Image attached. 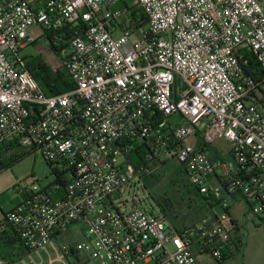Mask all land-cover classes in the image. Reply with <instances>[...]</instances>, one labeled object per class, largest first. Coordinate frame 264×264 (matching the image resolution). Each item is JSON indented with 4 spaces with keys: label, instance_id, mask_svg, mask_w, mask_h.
I'll return each mask as SVG.
<instances>
[{
    "label": "built area",
    "instance_id": "1",
    "mask_svg": "<svg viewBox=\"0 0 264 264\" xmlns=\"http://www.w3.org/2000/svg\"><path fill=\"white\" fill-rule=\"evenodd\" d=\"M121 4L0 0V173L18 147L64 182L59 195L61 183L27 178L5 218L32 252L79 228L84 237L61 246L76 264H220L239 227L234 204L264 222V0ZM34 25L56 46L69 36L47 50L73 89L46 95L28 70ZM137 145L153 168L129 161ZM171 162L213 202L183 228L121 199Z\"/></svg>",
    "mask_w": 264,
    "mask_h": 264
},
{
    "label": "rangeland",
    "instance_id": "2",
    "mask_svg": "<svg viewBox=\"0 0 264 264\" xmlns=\"http://www.w3.org/2000/svg\"><path fill=\"white\" fill-rule=\"evenodd\" d=\"M127 2L130 5L134 4V0H127ZM30 32L40 45L28 46L24 50V54L38 55L42 53L47 59L53 61V55L47 50V45L42 44L47 40L43 30L34 25L30 28ZM22 151V149L15 147L14 150L9 149L6 151L5 155L14 157L15 155H21ZM32 176L46 187L56 179L50 164L43 157L36 154H27L18 161L13 162L11 166L2 169L0 173V222L4 220L5 215L21 203L24 195L22 187L26 186V179ZM144 184L146 188L143 187ZM164 184L163 176L159 177V171H155L140 180V182H133L131 186H128L121 199L127 198L131 201L132 198H136L147 201L146 206H149V192L160 189ZM127 206H132L131 202H128ZM234 212L239 220V228L233 233V252L228 259L220 264H264V222L256 216L245 215L242 203L234 204ZM72 229L65 233H59L58 239L54 240L53 245L48 244L45 250L31 252L18 264H69L68 258L63 256L61 246L74 243L77 239L83 237L81 230Z\"/></svg>",
    "mask_w": 264,
    "mask_h": 264
},
{
    "label": "trees",
    "instance_id": "3",
    "mask_svg": "<svg viewBox=\"0 0 264 264\" xmlns=\"http://www.w3.org/2000/svg\"><path fill=\"white\" fill-rule=\"evenodd\" d=\"M126 5L127 0H122V4L119 6ZM132 15L136 20V26H139L141 20L144 18L142 10L133 7ZM67 32L68 31L65 30V33ZM45 37L47 38L46 45L48 50L54 53L58 48L67 46V39L69 36H64L62 40H60L59 46L54 44V39L49 33L46 32ZM34 43L36 45L39 44L37 40ZM27 68L46 95H57L71 90L75 86L67 71L65 69H56L54 67V61L49 60V58L47 59L42 53L29 56ZM22 152L21 155L8 157L5 168L29 154L25 151ZM141 153H145V148L143 145H137V147L130 152L128 156L129 161L136 167L144 164L153 168L155 165L146 164ZM162 176L165 180V184L160 189L149 192V206H146L147 201H144V203L140 202L141 200L137 202L134 200L133 203H140L144 209H150L152 212L157 211L163 213L177 228L195 224L209 215L213 205L212 198L200 194L199 191L188 182L183 167L179 166L176 162L168 163L159 169V177ZM57 179H55V182L62 184V187L59 189V195H63L64 182L60 180V178ZM143 187L146 188V185L144 184ZM59 195L56 194L54 197L57 198ZM5 216L4 220L0 222V257L6 263L11 264L25 258L32 250L25 244L16 227L12 223L7 222ZM238 228L239 227H237V229ZM73 253L76 259L79 258L80 253L78 251H74ZM228 258L229 257L226 259ZM68 260L69 264H76L75 261L70 259V256Z\"/></svg>",
    "mask_w": 264,
    "mask_h": 264
},
{
    "label": "crops",
    "instance_id": "4",
    "mask_svg": "<svg viewBox=\"0 0 264 264\" xmlns=\"http://www.w3.org/2000/svg\"><path fill=\"white\" fill-rule=\"evenodd\" d=\"M42 44H47V40L45 41V43H42ZM38 45H40V43L37 44V46H38ZM52 57L54 58V56H52ZM55 175H56V174H55ZM66 176H68V175H66ZM57 177H58V176L56 175V179H57ZM238 223H239V220H238ZM72 228H73V229H76V230H80L79 228H77V227H75V226H73ZM73 229H72V230H73ZM68 231H69V230H68ZM83 237H84V236H83ZM83 237H82V238H83ZM82 238H81V239H82ZM56 239H58V237H57ZM77 240H80V239H77ZM67 243H69V242H67ZM62 244H64V243H62Z\"/></svg>",
    "mask_w": 264,
    "mask_h": 264
}]
</instances>
